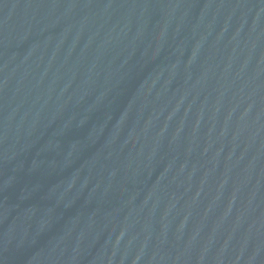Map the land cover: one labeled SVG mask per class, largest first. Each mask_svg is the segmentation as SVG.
Wrapping results in <instances>:
<instances>
[{"label":"water","instance_id":"95a60500","mask_svg":"<svg viewBox=\"0 0 264 264\" xmlns=\"http://www.w3.org/2000/svg\"><path fill=\"white\" fill-rule=\"evenodd\" d=\"M5 264H264V0H28Z\"/></svg>","mask_w":264,"mask_h":264}]
</instances>
